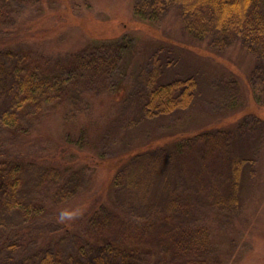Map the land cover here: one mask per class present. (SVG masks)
<instances>
[{
	"label": "rangeland",
	"instance_id": "1",
	"mask_svg": "<svg viewBox=\"0 0 264 264\" xmlns=\"http://www.w3.org/2000/svg\"><path fill=\"white\" fill-rule=\"evenodd\" d=\"M134 3L135 0H0V5L10 9L8 15L0 16V27L9 25L23 31L27 45L49 58L67 56L70 77L77 81L78 89L88 91L83 98L92 105L77 118L79 125L92 126L93 122H99L98 117L103 124L115 117L118 109L111 110L114 97L119 98V111L123 109L121 120L116 118L115 125L104 131L98 150L83 145L82 150L73 151L74 160L79 158L85 163L89 157L90 164L86 165L80 191L71 201L60 205L64 206L60 212L53 205L56 186L52 184L40 185L35 195H27V214L0 212V219H5L0 220L5 226L0 236L10 235L21 241L16 249L0 245V264H36L46 249H52L61 261L70 264L81 258L82 250L91 245L133 242L134 236L126 243L123 238L131 231L137 232L139 227H149L142 220L150 212H145V206L141 211L137 206L125 209L115 201L116 196H110L111 156L143 142L154 147L168 140L167 137L180 139L213 127H230L227 130L235 134L242 130L244 141L235 149L230 145L228 157L220 147L215 150L213 147L207 153L211 145L206 147L199 141L195 149L201 159L205 157V162L198 157L186 163V167L191 164L198 170L197 178L192 179L194 183L210 186L215 181L221 186L232 155L249 152L256 161L251 165L254 175L248 171L241 185L240 207L222 216V225L216 218L213 221L209 218L212 239L219 251L217 258L222 264H264V92L260 93L263 102L257 103L246 76V70L253 67L254 57L241 44L223 51L216 49L214 39L218 34L206 22H193L189 28L177 10L167 12L158 21L144 20L134 14ZM162 45V73L158 82L195 76L198 81L195 100L187 110L140 122L143 99L140 73L149 66L147 61L154 50ZM77 52L84 59L99 58L103 64L99 72L90 71L85 79L82 75L75 76L82 69L68 54ZM258 84H263L261 79ZM64 104L60 100V105ZM44 147L45 151L49 148ZM79 151H83L85 160L77 155ZM102 156L106 158L104 162ZM27 187L32 189V180ZM156 243L147 245L143 256L152 263L155 253L163 252ZM151 249L154 254L148 253Z\"/></svg>",
	"mask_w": 264,
	"mask_h": 264
},
{
	"label": "trees",
	"instance_id": "2",
	"mask_svg": "<svg viewBox=\"0 0 264 264\" xmlns=\"http://www.w3.org/2000/svg\"><path fill=\"white\" fill-rule=\"evenodd\" d=\"M172 10L179 12L182 22L189 28L193 22L208 23L218 34L214 39L216 49L223 51L241 44L240 47L254 57L253 67L246 70L247 83L254 100L263 102L260 93L264 92V0H135L134 3V14L149 21H158ZM8 11L9 6L0 5V16L8 15ZM25 36L23 31L9 25L0 27V212L27 214V195H35L40 185L46 184L56 186V204L53 205L56 212H60L64 207L60 205L71 201L80 191L86 165L90 164L89 157L85 163L79 158L74 160L73 151L82 150L83 145L98 150L104 131L115 125L116 118L121 120L123 109L119 111V98L114 97L111 110L118 109V116L103 124L98 117L99 122H93L92 126L79 125L77 118L92 105L83 98L88 91L78 89L77 81L70 77L67 56L49 58L31 49ZM163 51V45L158 46L147 61L149 66L140 73L143 83L140 122L187 110L195 100L198 84L195 76L158 82ZM68 56L82 69L81 74L77 72L75 76L82 75L84 79L90 71L99 72L102 64L95 56L84 59L81 52ZM110 59L114 61V57ZM258 79L263 84H258ZM60 100L65 103L63 106ZM229 128H202L188 137H167L168 140L154 147L143 142L125 153L111 156L110 196H116L115 201L125 209L137 206L141 211L145 206V212L150 215L142 221L149 227L131 231L123 238L124 243L133 236L136 240L125 245H91L82 250L81 258H75L70 264H222L217 258L219 251L212 239L210 222L216 218L222 225V216L240 207L241 185L248 171L254 175L251 165L256 162L255 157L249 152L232 155L221 186L215 181L210 186L194 183L192 179L197 178L198 170L191 164L186 167V163L199 157L195 149L199 141L203 146L211 145L207 153L213 147L214 150L220 147L228 157L230 145L235 149L244 141L242 130L235 134L227 130ZM76 131H79L78 136ZM213 133L216 135L212 136ZM44 146L49 148L45 151ZM82 154L83 151H79L77 155L85 160ZM101 158L102 162L106 159ZM204 159L203 156L201 160L205 162ZM31 180L32 189H28ZM207 208L212 212H201L209 210ZM4 227L1 221L0 230ZM156 241L163 254L151 249L148 253H155L152 263L143 256L147 253L145 247ZM20 242L10 235L8 238L0 236L2 246L16 249ZM36 264L66 263L52 249H46Z\"/></svg>",
	"mask_w": 264,
	"mask_h": 264
}]
</instances>
